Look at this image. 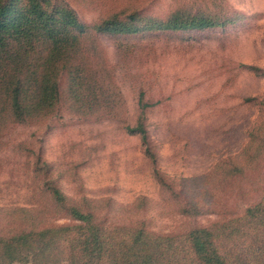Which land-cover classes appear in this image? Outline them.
<instances>
[{
  "label": "trees",
  "instance_id": "trees-1",
  "mask_svg": "<svg viewBox=\"0 0 264 264\" xmlns=\"http://www.w3.org/2000/svg\"><path fill=\"white\" fill-rule=\"evenodd\" d=\"M143 2L151 0H124L86 24L67 0H0V144L12 126L65 113L89 122L122 119L125 98L101 52L102 36L126 59L130 39L143 33L224 28L243 18L226 0L178 1L161 16ZM249 68L264 78V66ZM247 100L257 116L237 152L180 183L155 171L173 211L216 219L154 230L135 217L151 206L146 198L117 206L67 195L35 173L27 199L0 206V264H264V96ZM138 105L137 124L126 129L140 135L155 162L142 115L151 104L142 91Z\"/></svg>",
  "mask_w": 264,
  "mask_h": 264
},
{
  "label": "rangeland",
  "instance_id": "rangeland-1",
  "mask_svg": "<svg viewBox=\"0 0 264 264\" xmlns=\"http://www.w3.org/2000/svg\"><path fill=\"white\" fill-rule=\"evenodd\" d=\"M67 1L86 24L124 2ZM178 1L192 0L142 4L161 16ZM226 1L243 14L237 24L146 32L130 39L126 59L117 53L113 39L102 36L101 52L125 98L122 119L89 122L65 113L40 124L12 126L0 144V206L27 199L38 173L67 195L109 198L117 206L146 198L151 206L135 217L154 230L177 231L216 219V214L184 217L173 211L155 171L175 183L206 172L240 149L257 116L258 107L247 98L264 96V78L249 68L264 66V0ZM141 91L151 104L142 115L155 162L145 154L140 135L126 129L137 124Z\"/></svg>",
  "mask_w": 264,
  "mask_h": 264
}]
</instances>
